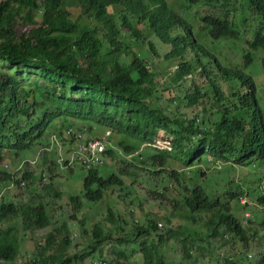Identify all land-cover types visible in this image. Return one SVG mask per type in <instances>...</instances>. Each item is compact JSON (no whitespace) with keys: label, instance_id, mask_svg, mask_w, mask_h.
Wrapping results in <instances>:
<instances>
[{"label":"trees","instance_id":"1","mask_svg":"<svg viewBox=\"0 0 264 264\" xmlns=\"http://www.w3.org/2000/svg\"><path fill=\"white\" fill-rule=\"evenodd\" d=\"M205 5L213 10L190 19L167 0H0V263L14 264L21 257L19 230L32 239L34 232L53 226L48 206L18 204L17 194L8 202L3 197L7 184L13 183V193L37 189L42 177L29 172L24 155L39 149L41 173L51 176L59 170L62 146L68 166L77 134L89 139L107 131L105 156L113 172L80 170V195L69 199L74 209L86 213L112 187L125 191L134 182L136 192L156 197L143 179L162 197L173 185L175 198L162 216L130 230L115 206L109 207L89 243L76 253L69 252L68 230L78 227L87 237L83 222L88 218L70 214L72 224L40 236L44 246L34 240L35 256L23 255L22 264H206L207 259L208 264H240L250 251L264 249L263 211L249 216L239 202L249 188L247 177L264 167V87L259 86L260 96L250 68L264 67V0H206ZM250 12L257 18L244 28ZM220 43L242 49L233 63L223 64ZM168 45L173 49L164 63L180 59L169 83L147 56ZM209 69L236 80L230 92L212 82ZM191 75L207 79V88L194 83L192 95L175 98L173 86ZM161 86L171 93L174 114L160 105ZM203 101L211 102V111L200 123L201 114L189 118L180 110L183 104L197 110ZM206 156L214 165L232 166L194 169L209 164ZM16 160L21 162L14 169L25 165L22 177L6 170ZM169 164L189 173L183 179L168 173ZM233 171L239 173L236 181ZM22 182L28 186L22 188ZM261 194L258 203L264 206ZM12 224L18 226L15 233L13 227L6 231ZM225 236L232 241L224 243ZM224 245L229 248L225 258Z\"/></svg>","mask_w":264,"mask_h":264},{"label":"rangeland","instance_id":"2","mask_svg":"<svg viewBox=\"0 0 264 264\" xmlns=\"http://www.w3.org/2000/svg\"><path fill=\"white\" fill-rule=\"evenodd\" d=\"M37 1L39 3L43 2V0H37ZM168 3L173 6L174 10L179 15L186 17V18H191L192 9L187 8L189 6L192 7L191 0H177V3H176V0H169ZM182 6L186 8L184 11V14H182L183 13ZM149 36L150 35L146 33L144 35V38L147 39ZM135 49L137 51L140 50L139 47H136ZM172 49H173L172 45H168L166 50L158 51L157 52L158 55L152 54V53L147 54L148 59L152 60L153 63L155 64L156 71L159 73V77L165 78L166 82L168 83L170 81V78L175 76V72L177 71V68L180 64V59H174V60H171L170 62L164 63L165 55L168 54ZM195 83H196V86H198L199 88H205L207 81L205 79L198 77V80H196ZM260 83L264 87V78L260 80ZM159 84L161 85L164 84V81L159 82ZM219 84H221L223 88L225 87L223 82L220 81ZM169 87L170 86H167V88ZM172 89H173L172 95L175 98L183 99L185 95L187 94L190 95L194 91V87L192 85V78H189L185 83H182L177 86H173ZM160 90H161L160 105L163 108L168 107V112L174 114L176 112L175 107L170 104V101H171L170 94L171 93L167 92L163 86L160 87ZM204 106L207 109V111H210L211 105L208 101L205 102ZM180 110L182 111L184 115H187L189 118H193L196 112L198 113L201 111L200 108H197V110H194L193 108H187L184 104L182 105V108ZM99 136H102L101 133H99ZM50 140L54 145H57L55 136H51ZM62 148L63 149L61 152L57 151L58 157L60 153L63 155L66 154L67 148L66 147L64 148L63 146ZM38 150L39 149L34 150L33 152H29L26 155H24L25 159L34 160L37 157L36 152L38 153ZM207 161H209L210 163L209 165L212 166L213 168H223V166L229 167L225 164H218V165L212 164L210 157L207 158ZM20 162L18 163L17 160L14 161L11 165L8 166L9 169L7 168V171L8 170L15 171L16 169H14L13 166L19 165ZM35 163H37V159H35V161L32 162V164H35ZM24 166L25 165L23 164L22 167ZM2 168H4V165L2 166ZM174 168L181 169V167L178 165H174ZM202 168L203 167L200 166L198 169L202 170ZM41 171H42L41 163L38 166L33 167L31 171H29V172H34L37 175L36 177H39V176L42 177V175L46 177V180H47L46 182H43L42 180L39 182V180H36V184L39 186L38 190L37 189L35 190L33 187H29L27 189L28 192L23 193L21 191H18L13 194H17L18 197H16L15 199L19 200L18 201L19 204L28 203V202L29 204H34V203L37 204V203L42 202V204H44L45 206H48L47 210H49L50 214H52L53 216V220H52L53 226L45 230L43 229V230H38L34 232L32 234V239L30 238L31 235L29 232L23 233L21 230H19L18 236H21L24 240L20 244L21 257L18 256L14 264H19V263L22 264L24 262V259H23L24 257H26L29 260H32L37 250V248L34 245L35 244L34 240L38 241L37 243L38 245L44 246V241L40 240L39 237L43 236L44 234H48L49 232L55 230V228L62 226L64 223L72 224V221L70 220L69 215L76 212L74 210V206L71 204L69 200V197L80 195V188L82 187V184H81L82 180L80 177L83 175V172L80 171L79 168H77L76 171L72 174H70L69 172L61 171V170H55L53 172L54 174L49 176L47 173H41ZM253 173L254 172L251 173L250 177H247L248 180H254V178L258 175L262 176L264 174V167L261 168V171H259L256 175H254ZM238 177H239V173H236L234 171L231 173L232 180L235 178V181H236ZM123 180L126 181V178H123ZM27 186H28V183L26 182V187ZM5 187H6V189L4 190L5 195L3 197H5L6 202H8L12 200L11 196L13 194L11 193L13 192L14 187L12 184L10 185L7 184ZM45 187H52V191H50L49 188H45ZM9 192L11 194L10 197H9ZM56 193L58 194L57 196L55 195ZM40 194L42 195V198L37 197ZM136 196L138 197V199H136ZM136 196H133L131 199H127V200H123L121 198L116 199V193L113 192L110 195H106L105 199L101 203L97 205H93L91 209L88 210L85 216L86 218L90 219V221H93L94 223L98 221L104 222L105 218L107 217V215L105 214H108V208L115 206L117 214L120 215V217H122L126 221L127 223L126 225H128L127 226L128 230H130L134 227L132 223L134 219H141L144 221L146 218V215L148 214L159 215V216H162L164 214V208H160V203L151 194L136 195ZM131 202L135 203L137 207L133 217L129 215L130 210L133 209V208H130L129 206V203ZM140 204L142 205L140 206ZM260 211H263L264 213V207H263V210H260ZM82 214L83 212H78L80 219H81L80 215ZM174 224L178 225L177 222H175ZM92 227H93V224H91L90 228ZM71 228L78 232V230L76 229L77 227L75 228L71 227ZM75 244L76 245H74L70 249L69 251L70 253H74L75 251L82 250L88 244V239L82 238L80 241L76 242ZM23 255L24 257L22 258Z\"/></svg>","mask_w":264,"mask_h":264},{"label":"clouds","instance_id":"3","mask_svg":"<svg viewBox=\"0 0 264 264\" xmlns=\"http://www.w3.org/2000/svg\"><path fill=\"white\" fill-rule=\"evenodd\" d=\"M167 2H169V0H167ZM176 3H177V0H176ZM205 3H206L205 0H199L197 3L192 4V7L191 6L187 7L188 9L189 8L192 9V16H191L190 19L197 18V17L200 18L201 14H203V16H206V15L209 14L210 11L213 10V8L211 6H206ZM219 3H221V2H219ZM169 5H171V4H169ZM182 7H183V13L182 14H184V11H185L186 8L184 6H182ZM194 13H196V15H193ZM179 16H181V15H179ZM246 17L248 19V22H249L248 25L249 26L244 27V28L252 27L251 26L252 23L257 18L255 13H253V12L247 13ZM219 47H220V51H221L220 52V56H221V58L223 60V64L224 63L225 64L233 63L235 58H236V52H240V50H242V49L236 47V51H235L230 45H228L226 43H220ZM227 52H229V53H227ZM198 54L204 58V55H203L202 52L196 51L195 55H198ZM225 55H231L233 59L230 61V60H228V58ZM209 63H210L209 61L204 59V65L205 66L209 65ZM235 66H236V63H235ZM250 68H251V71L253 73H256L254 75V78H255V81H256V83L258 85V90H259V86H262V84L260 83V80H262L264 78V67L260 63H256V64L250 66ZM251 71H248V73H251ZM199 72H202V71H199ZM208 73L211 76L212 82L215 83L216 85H218L221 90H226L228 88V90L230 92L229 87L234 85L235 82H236V80L233 81V79H232V81L231 80L222 79L221 75H219L217 73V71L214 70V69H209ZM198 77L202 78L201 75H197L196 79H195L194 75L188 76L186 78V80L184 82H182V83H185L189 78H192V85H193L194 90H195L194 83H195L196 80H198ZM202 79H204V78H202ZM205 80L207 81L206 87L205 88H201V89H204V90L207 88V85L209 84V81L207 79H205ZM220 81L224 83V85H225L224 88L222 87L221 84H219ZM182 83H180V84H182ZM193 93H194V91H193ZM192 94H190V95H192ZM259 95L261 96L260 90H259ZM185 97H186V95H185ZM261 99H262V97H261ZM209 103L211 105V102H209ZM204 105H205V102L203 101L202 106H197V108H200V110H201L200 112L197 113V114H201V118H200V121H198V123L202 122V120L205 118V115L209 116V112L211 111V108H210V111H207V109L205 108ZM205 112H206V114H205ZM109 134H110V132L107 131L102 136H99V137H96V138H89V139L86 136L82 135V134H77V139L78 140H77V143L74 144V146H73L76 149V151H71L70 162H69L68 166L63 165L64 155L61 154V153L59 154V162H58L59 166H60L59 170L64 171V172H69V173L70 172L74 173L77 168H79V170H90V171L94 170V169H98V168L99 169L107 168L109 170V161H107L106 156H105V154H106L105 152H107L106 150L109 148L107 146V143L110 140ZM144 152H145V148H141V153L144 154ZM209 157L211 158V156H206L204 158V160L207 161V158H209ZM39 158H40V154L38 152L37 153V157L35 158V159H37V163L32 164V162L35 161V159L32 160V161H30V160L28 161L30 163V165L32 166V168L35 167V166H38ZM130 159H131V157H128V160H130ZM211 163H212V158H211ZM209 164L199 165V166L195 167L194 169H198L200 166H202L203 167L202 171L206 172L207 169H208ZM219 164H225L227 166L229 165V167L232 166L231 164H228V163H225V162L223 163V162H220V161H219ZM22 165H23V163L15 170V173H18L20 177L23 176L24 169H26L25 166L22 167ZM8 166L6 167V170H7ZM93 167H95V168H93ZM4 168H5V166H4ZM216 169H221V168H216ZM109 171L113 172L111 170H109ZM259 171H261V168L259 169ZM172 172L178 173L179 175H181V178L183 179V177L189 173V170H182V167H181V169H175L174 166L172 167L169 164L168 165V173H172ZM41 180L43 182L47 181L46 177L44 175H42ZM122 180H123V178H122ZM143 180H144V183H145L144 187L147 188L149 191H151L156 196L155 199L158 200V202L160 203V206L162 208L165 209L171 203V200L173 198H175L176 191H175V188H174L173 185H171V184L167 185L169 193L167 194L165 192L164 196L162 197L160 194L154 193L152 191V189L147 185L146 179H143ZM173 181L174 180H172L170 182H173ZM134 183L133 184H126L125 185V188H126L125 191H123L121 189V187H119V186H114L109 191H107L108 194H106V195H110L111 193L115 192L116 193V199L121 198L123 200L131 199L133 196H136V195H146V194H142L141 192H136L134 190ZM166 184H168V182H166ZM248 184H249V188H247L245 190V193L239 198V202H240V206L243 207L242 210L243 211H247V215L250 216L251 214H253L255 212H259L260 210H263L264 206H262L261 204L258 203V200H259L260 196L257 197V195H258V193H262L261 195L264 196V174L262 176H260V175L256 176L254 178V180H249ZM12 185H13V183H12ZM25 186H26V182H22L21 187L24 188ZM36 186H37V184L35 185V187ZM38 189H39V186L37 187V190ZM11 194H13V192ZM11 194L9 192V197H10ZM37 197L42 198V195L40 194ZM70 197H73V196H70ZM70 197H69V199H71ZM74 197H76V196H74ZM136 199H138L137 196H136ZM141 205L142 204H140V206ZM129 206H130V208H133L129 212V215L133 217L137 207H136L135 203H132V202L129 203ZM74 210L76 212L73 213L72 215H74V214L78 215V212H83L82 209H79V210L74 209ZM260 212H262V211H260ZM86 213L83 212L82 215H84ZM152 218H153V215L152 214H148V215H146V218H145L144 221L141 220V219H134L132 223H133V226L134 225H140L141 226V225H145L146 223H148V221L152 220ZM245 221L249 222V220H245ZM98 222H102V221H98ZM98 222L94 223L93 221H90V219H87V221L83 222L85 224V227L88 228L87 237H85V236H83L81 234V231L78 229V227L76 228L78 230V232L70 227L69 228L70 230H68V232H69V240L72 243V247L74 245H76L75 243L80 241L82 238H87L88 239V243H89V240L92 238L93 230H94V228L96 226V223H98ZM91 224H93L92 228H90ZM125 224H127L126 221H125ZM12 227L14 228L13 229V233H15L17 231V229H18L17 224H12V226L9 229H7L6 231H9L10 229H12ZM159 229H162V225H159ZM231 241H232V237H228V236H225V238L223 240L224 243H229ZM82 250H78V251H75V252H79V251H82ZM228 251H229V248L226 245H224V249L222 251V257L223 258L227 257ZM96 258H97V256H96ZM263 260H264V249L262 251L254 250V251H250L248 254H246L245 255V260H242L240 262V264H242L245 261H247L246 264H260V262L263 261ZM209 261L210 260L207 259V260H205V263L208 264ZM262 264H264V261L262 262Z\"/></svg>","mask_w":264,"mask_h":264}]
</instances>
